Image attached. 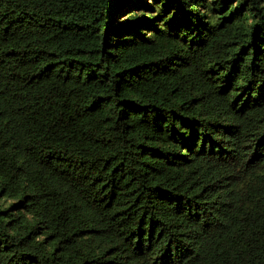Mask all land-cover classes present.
<instances>
[{
  "label": "trees",
  "instance_id": "trees-1",
  "mask_svg": "<svg viewBox=\"0 0 264 264\" xmlns=\"http://www.w3.org/2000/svg\"><path fill=\"white\" fill-rule=\"evenodd\" d=\"M232 1L0 0V264H264V0Z\"/></svg>",
  "mask_w": 264,
  "mask_h": 264
},
{
  "label": "water",
  "instance_id": "water-1",
  "mask_svg": "<svg viewBox=\"0 0 264 264\" xmlns=\"http://www.w3.org/2000/svg\"><path fill=\"white\" fill-rule=\"evenodd\" d=\"M232 2H234V0H233ZM232 2H231V3H232Z\"/></svg>",
  "mask_w": 264,
  "mask_h": 264
},
{
  "label": "rangeland",
  "instance_id": "rangeland-1",
  "mask_svg": "<svg viewBox=\"0 0 264 264\" xmlns=\"http://www.w3.org/2000/svg\"><path fill=\"white\" fill-rule=\"evenodd\" d=\"M233 3H234V2H233ZM233 3H232V4H233Z\"/></svg>",
  "mask_w": 264,
  "mask_h": 264
}]
</instances>
